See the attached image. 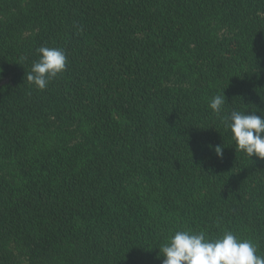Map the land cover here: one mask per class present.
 <instances>
[{
    "label": "trees",
    "instance_id": "trees-1",
    "mask_svg": "<svg viewBox=\"0 0 264 264\" xmlns=\"http://www.w3.org/2000/svg\"><path fill=\"white\" fill-rule=\"evenodd\" d=\"M41 46L67 64L38 91ZM233 110L264 117V0H0V264H163L181 229L264 256Z\"/></svg>",
    "mask_w": 264,
    "mask_h": 264
},
{
    "label": "clouds",
    "instance_id": "clouds-1",
    "mask_svg": "<svg viewBox=\"0 0 264 264\" xmlns=\"http://www.w3.org/2000/svg\"><path fill=\"white\" fill-rule=\"evenodd\" d=\"M39 58L32 64L27 80L36 90H45L49 83L61 75L66 68L67 56L64 50L41 46L37 49ZM226 104L223 92L212 97L209 108L220 116ZM230 130L237 150L248 158L264 159V117L251 112L233 110L224 120ZM222 156L221 146L215 148ZM163 264H264V256L257 254V246L250 239L240 238L230 230L210 238L205 232L177 230L160 246Z\"/></svg>",
    "mask_w": 264,
    "mask_h": 264
},
{
    "label": "rangeland",
    "instance_id": "rangeland-1",
    "mask_svg": "<svg viewBox=\"0 0 264 264\" xmlns=\"http://www.w3.org/2000/svg\"><path fill=\"white\" fill-rule=\"evenodd\" d=\"M7 81H8V79H3V80H2V83H3V82H7Z\"/></svg>",
    "mask_w": 264,
    "mask_h": 264
}]
</instances>
